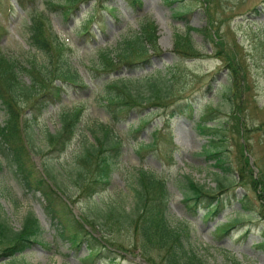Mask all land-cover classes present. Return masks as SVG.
<instances>
[{"label":"rangeland","instance_id":"374dc122","mask_svg":"<svg viewBox=\"0 0 264 264\" xmlns=\"http://www.w3.org/2000/svg\"><path fill=\"white\" fill-rule=\"evenodd\" d=\"M261 1L208 0L206 6L204 0H139L137 4L130 0H107L106 9L87 2L68 17L62 16L59 11L48 13L50 29L68 49L70 70L78 75V82H84L88 88L71 87L62 97L63 106L51 105L34 120L36 153L33 163L42 169L46 164L66 167L72 162L76 139L60 153L49 151L44 142L46 131L54 133L60 128L58 113L61 109L67 110L73 105L84 108L82 132L94 121L111 124L104 110L93 99V91L100 84L92 73L96 47L113 46L122 34L137 29L140 20L153 21L157 26L161 52L137 74L174 72L177 76V95L179 99L195 103L194 113L191 117L178 114L171 119L170 132L175 150L166 144L165 135L155 146L157 152L151 149L137 152L132 141V136H136L138 141L148 142L155 128L164 127L166 113L163 109L159 111L161 116H151L146 127L136 133L131 130L138 123L135 112L114 125L115 133L124 144L108 187L98 195L100 203L129 201L128 185L135 168L141 166L161 172L170 191L168 214L174 224L182 219L189 222V244L205 264H233V261L264 264V251L259 247L264 239V18L254 21L248 20L246 15L237 16ZM35 6L39 10L44 8L41 0H37ZM92 10L95 19L87 26L93 35L81 34L78 32L81 20L93 14ZM177 10L184 15L176 17L174 13ZM26 20V11L15 0H0V51L20 54L29 50L25 41ZM208 25L211 28L209 33L203 31ZM183 33L190 35L198 57H179L174 52L175 35ZM210 34L215 35V42ZM230 63L231 68L235 63L238 69L236 78L235 74L231 75L232 69H227ZM234 82L237 91L230 100L229 93L223 94L222 88ZM201 113L207 114L210 126L226 122L223 131L225 140L221 144L233 167L230 175L226 176L234 183L226 187L222 194L227 208L210 217L202 209L191 216L182 191L173 183L176 177L189 175L200 184L214 187L210 172L218 169L202 153L207 136L201 134L197 127ZM4 120L5 114L0 105V125ZM162 133L165 134L164 131ZM171 157L172 161L169 160ZM239 170L245 178L239 179ZM252 178L262 182V194L260 188L253 185ZM56 180L64 190L66 182L59 174H56ZM241 183L244 186H238ZM66 194H74V191L68 188ZM244 196L250 201L248 210H243L241 206L240 199ZM44 206L40 193L26 190L12 163L0 155V219L18 230L24 218L32 214L42 228L38 241L13 257L0 258V264H106L105 260L91 262L85 259L88 252L85 244L76 250L68 240L60 237ZM72 206L77 216L80 212L89 216L96 214V205L90 199L79 198ZM235 219L241 221L229 234L218 232L224 223L231 224ZM124 234L120 232L118 237L128 240ZM107 254L114 264H146L140 260L137 251L121 253L111 249Z\"/></svg>","mask_w":264,"mask_h":264},{"label":"trees","instance_id":"16d2710c","mask_svg":"<svg viewBox=\"0 0 264 264\" xmlns=\"http://www.w3.org/2000/svg\"><path fill=\"white\" fill-rule=\"evenodd\" d=\"M15 1L26 9L25 41L29 50L20 54L0 51V105L5 114V120L0 125V155L12 163L27 190L41 194L45 201L44 208L55 223L58 235L68 240L76 250L82 244L87 246L85 259L91 262L105 260L106 264H114L107 253L115 249L121 253L137 251L140 260L146 264H205L189 244L188 221L182 219L174 224L168 214L170 191L161 172L141 166L135 168L128 185L127 196H130V200L127 202L119 200L101 205L98 197L108 187L122 154L124 142L115 133V124L125 121L130 113L135 112L138 123L131 130L136 133L146 127L151 116H161L159 111L163 109L166 113L164 127L155 128L148 142L138 141L136 136H132V141L137 152L144 149L157 152L155 146L165 135L166 144L175 150L170 132L171 119L178 114L191 117L194 113L195 103L179 99L177 95V76L174 72L166 70L163 73L151 71L137 74L154 56L160 55L156 24L140 20L137 29L122 34L113 46L96 47L92 73L100 84L93 91V99L104 110L111 124L94 121L82 132L80 127L83 126L84 108L73 105L67 110L61 109L58 113L60 128L54 133L46 131L44 142L49 151L60 153L76 139L72 162L66 167L46 164L39 169L32 161L36 153L34 120L49 106L61 103L63 94L71 87L88 88L84 82H78V75L70 70L68 49L50 29L47 13L59 11L62 16L68 17L89 1H94L96 7L107 8V0H41L43 11L36 8L37 0ZM207 1L204 0L206 6ZM130 2L137 4L138 0ZM29 4L31 6L27 10ZM91 13L81 20L78 30L81 34L92 35L87 26L95 19L94 10ZM174 14L176 17L184 15L178 10ZM238 15H246L248 20L254 21L264 17V0ZM210 30L208 25L203 31L209 33ZM210 36L215 42V35ZM173 46L179 57L199 56L187 33L176 34ZM227 66L236 78L238 69L235 63L232 65L234 68H231V63ZM222 89L223 94L229 93L230 100L237 91L235 82L224 85ZM60 105L63 106L62 103ZM208 119L207 114L201 113L197 127L201 134L207 136L202 153L218 169L210 172L214 187L200 184L189 175L178 176L173 182L182 191L183 201L191 216L202 209L210 217L227 208L222 194L226 187L234 183L226 176L230 175L233 167L221 144L225 140L223 131L226 122L210 126ZM169 160L172 161V157ZM56 174L66 182L64 190L56 180ZM238 177L243 179L245 174L239 170ZM252 183L260 188L262 194V182L252 178ZM238 186L244 185L241 183ZM68 188L74 194H66ZM79 198L92 200L96 205V214L89 216L80 212L77 216L72 204ZM240 201L242 209L248 210L250 201L245 196ZM240 221L235 219L231 224L224 223L218 232L221 235L229 234ZM120 232H124L128 240L119 238ZM41 234L42 228L32 214L24 218L18 230L0 219V258L13 257L24 251L38 241ZM259 247L264 251V239ZM233 264L240 263L233 261Z\"/></svg>","mask_w":264,"mask_h":264}]
</instances>
